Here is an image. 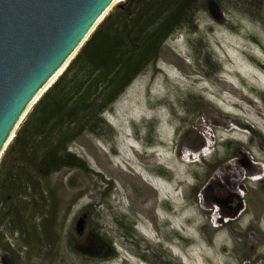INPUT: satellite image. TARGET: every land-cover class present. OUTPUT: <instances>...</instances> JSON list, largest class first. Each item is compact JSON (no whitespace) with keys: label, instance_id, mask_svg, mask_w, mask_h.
Here are the masks:
<instances>
[{"label":"rangeland","instance_id":"rangeland-1","mask_svg":"<svg viewBox=\"0 0 264 264\" xmlns=\"http://www.w3.org/2000/svg\"><path fill=\"white\" fill-rule=\"evenodd\" d=\"M261 17L216 9L167 41L110 111L115 134L72 146L93 172L55 177L59 241L29 264H95L67 241L97 225L119 252L105 264H264V7Z\"/></svg>","mask_w":264,"mask_h":264},{"label":"trees","instance_id":"trees-1","mask_svg":"<svg viewBox=\"0 0 264 264\" xmlns=\"http://www.w3.org/2000/svg\"><path fill=\"white\" fill-rule=\"evenodd\" d=\"M263 7L264 0H123L115 6L32 107L0 159L1 258L29 264L56 248L60 205L55 177L65 170L93 172L72 146L86 135L103 139L115 134L105 113L156 65L167 41L198 33L200 14L221 9L256 21ZM199 43L207 50L206 42ZM205 61L220 68L210 51ZM202 98L194 100L200 103ZM119 224L129 234L137 233L135 225ZM69 237L73 254L95 264L119 258L116 243L98 225L85 236ZM139 256L148 262L144 254ZM160 264L181 263L168 258Z\"/></svg>","mask_w":264,"mask_h":264},{"label":"water","instance_id":"water-1","mask_svg":"<svg viewBox=\"0 0 264 264\" xmlns=\"http://www.w3.org/2000/svg\"><path fill=\"white\" fill-rule=\"evenodd\" d=\"M116 1L0 0V153L29 105L76 56ZM86 220L87 214L77 220V235L84 233Z\"/></svg>","mask_w":264,"mask_h":264},{"label":"bare ground","instance_id":"bare-ground-1","mask_svg":"<svg viewBox=\"0 0 264 264\" xmlns=\"http://www.w3.org/2000/svg\"><path fill=\"white\" fill-rule=\"evenodd\" d=\"M123 0H117L114 5L106 12V14L99 20V22L97 23V25L100 23V21L108 14L111 12V10L118 5L119 3H121ZM96 25V26H97ZM95 26V27H96ZM95 29V28H94ZM93 29V30H94ZM92 30V31H93ZM91 31V32H92ZM88 37V36H87ZM76 53V52H75ZM74 53V55H75ZM74 55L70 58V60L66 63V65L61 69V71L55 76V78L49 83V85L37 96V98L29 105V107L27 108V110L24 112V114L21 116V118L19 119V121L17 122V124L14 126L13 130L11 131L9 137L7 138L6 142L4 143L2 149H1V153L3 152V149L5 148V146L7 145V143L10 141V139L13 137L14 133H15V129L17 127V125L20 123V121L23 119V117L27 114V112L29 111V109H31L33 107V105H35L37 103V101L42 97V95L55 83V81L62 75V73L66 70V68L68 67L71 59L74 57ZM58 81V80H57ZM12 142V141H11ZM0 153V155H1Z\"/></svg>","mask_w":264,"mask_h":264},{"label":"clouds","instance_id":"clouds-1","mask_svg":"<svg viewBox=\"0 0 264 264\" xmlns=\"http://www.w3.org/2000/svg\"><path fill=\"white\" fill-rule=\"evenodd\" d=\"M222 74H223V72H222ZM105 118H106V120L109 122V120H108V118L111 116V113L110 112H106L105 113ZM110 123V122H109ZM200 154L198 153V156H199ZM201 156H205L204 154H201Z\"/></svg>","mask_w":264,"mask_h":264}]
</instances>
